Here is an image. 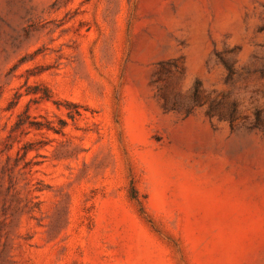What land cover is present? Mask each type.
Listing matches in <instances>:
<instances>
[{"label":"rangeland","instance_id":"obj_1","mask_svg":"<svg viewBox=\"0 0 264 264\" xmlns=\"http://www.w3.org/2000/svg\"><path fill=\"white\" fill-rule=\"evenodd\" d=\"M0 264H264V0H0Z\"/></svg>","mask_w":264,"mask_h":264}]
</instances>
